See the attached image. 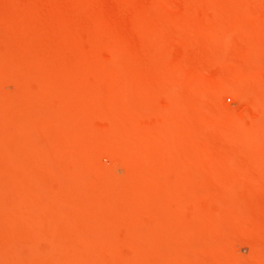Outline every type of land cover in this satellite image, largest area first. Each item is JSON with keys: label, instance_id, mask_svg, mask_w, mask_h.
I'll return each instance as SVG.
<instances>
[{"label": "rangeland", "instance_id": "1", "mask_svg": "<svg viewBox=\"0 0 264 264\" xmlns=\"http://www.w3.org/2000/svg\"><path fill=\"white\" fill-rule=\"evenodd\" d=\"M263 30L264 0H0V264H264Z\"/></svg>", "mask_w": 264, "mask_h": 264}, {"label": "bare ground", "instance_id": "2", "mask_svg": "<svg viewBox=\"0 0 264 264\" xmlns=\"http://www.w3.org/2000/svg\"><path fill=\"white\" fill-rule=\"evenodd\" d=\"M246 9H247V8H246ZM247 10H249V9H247ZM253 11H254V10H253ZM255 11H257V10H255ZM255 11H254V13H255ZM250 14H251V12H250ZM247 16H248V15H247ZM251 16H252V15H251ZM255 17H256V16H255ZM249 18H250V17H249ZM251 18H252V17H251ZM247 19H248V18H247ZM245 20H246V19H245ZM248 20H250V19H248ZM251 20H252V19H251ZM251 20H250V22H251ZM242 21H244V20H242ZM261 27H262V26H261ZM201 29H202V28H201ZM213 29H215V28H213ZM222 29H223V28H221V30H222ZM240 29H241V28H240ZM210 30H211V29H210ZM217 30H218V29H216V31H217ZM219 30H220V29H219ZM224 30H225V29H224ZM248 30H249V29H248ZM196 31H197V30H196ZM222 31H223V30H222ZM222 31H221V33H220V32H219V33L222 34V33H223ZM225 31H226V30H225ZM229 31H231V30H229ZM234 31H235V30H234ZM237 31H238V29H237ZM244 31H245V30H244ZM250 31H251V30H249L248 34L250 33ZM263 31H264V30H263ZM192 32H193V31H192ZM194 32H195V31H194ZM226 32H227L228 34H227ZM226 32H225V33H226L227 37H231V36H232V35L229 36V34H230L231 32L229 33L228 30H227ZM245 32H246V31H245ZM252 32H253V31H252ZM201 33H202V32H201ZM225 33H223L222 36L225 35ZM237 33H238V32H237ZM239 33H240V32H239ZM239 33H238V34H239ZM191 34H192L191 36L193 37V33H191ZM196 34H197V33H196ZM243 34L245 35V33H243ZM246 34H247V33H246ZM248 34H247V35H248ZM209 35H210V34H209ZM233 35H235L234 32H233ZM187 36H188V35H187ZM187 36H186V37H187ZM210 36H211V35H210ZM222 36L220 35L221 38H222ZM239 36H240V35H239ZM248 36H249V35H248ZM256 36H257V35H256ZM259 36H260V35H259ZM186 37L184 36V38H186ZM192 37H191V38H192ZM194 37H195V35H194ZM200 37H201V36H200ZM200 37H198V38H200ZM223 37H224V36H223ZM227 37H226L225 41H228V40H227V39H228ZM236 37H237V35H236ZM249 37H251V34H250ZM189 38H190V36H189ZM196 38H197V37H196ZM196 38H195V39H196ZM201 38H203V37H201ZM201 38H200V39H201ZM210 38H211V37H210ZM210 38H209V39H210ZM238 38H239V37H238ZM258 38H259V37H258ZM258 38H257V39H258ZM223 39H224V38H223ZM249 39H251V38H249ZM254 39H256V38H254ZM261 39H263V38H261ZM201 40H202V39H201ZM182 41H183V40H182ZM188 41H189V40H188ZM198 41H200V40H198ZM203 41H204V40L200 41V42H202V43H197L198 46L201 45V47H203V45H205V42H203ZM209 41H210V40H209ZM213 41H214V40H213ZM213 41H212V42H213ZM221 41H222V40H221ZM221 41H220V42H221ZM225 41H224V43H226ZM247 41H249V40H247ZM251 41H254V40L252 39ZM164 42H166V41H164ZM164 42H163V43H164ZM167 42H168V41H167ZM169 42H170V41H169ZM169 42H168V43H169ZM180 42H181V41H180ZM180 42H179V43H180ZM190 42H191V40H190ZM174 43H175V42H174ZM181 43L183 44L184 41L181 42ZM187 43H188V42H187ZM192 43H194V42H192ZM195 43H196V42H195ZM182 44H181V46H182ZM188 44H189V43H188ZM202 44H203V45H202ZM214 44H215V43H214ZM259 44H260V43H259ZM165 45H166V44H165ZM219 45H220V43H219ZM224 45H225V44H224ZM249 45H250V44H249V42H248V44H247V45H244V47L246 46V47L248 48ZM256 45H257V44H256ZM261 45H262V44H261ZM161 46H163V44H162ZM168 46H169V44H168ZM168 46H166V47H168ZM181 46L179 45V47H181ZM183 46H184V44H183ZM213 46H214V45H213ZM221 46H222V48H223V45H221ZM225 46H226V45H225ZM225 46H224V48H225ZM263 46H264V45H263ZM186 47H187V46H186ZM199 47H200V46H199ZM210 47H211V46H210ZM210 47H209V48H210ZM242 47H243V46H242ZM250 47H252V46L250 45ZM250 47H249V48H250ZM181 48H183V47H181ZM191 48L193 49V46L190 47V50H191ZM197 48H198V47H197ZM212 48H214V47H212ZM217 48H218V47H217ZM222 48H221V49H222ZM224 48H223V49H224ZM252 48H253V47H252ZM252 48H250V49H251V52H253V51L256 50V49H254V48L252 49ZM168 49H169V48H168ZM172 49H173V48H172ZM188 49H189V48H188ZM199 49H200V48H199ZM205 49H207V48L205 47ZM259 49L261 50L260 46H259ZM263 49H264V47H263ZM159 50H160V48H159ZM163 50H166V49H163ZM212 50H213V49H212ZM225 50H226V49H225ZM225 50L223 51V53L226 52V51H228V49H227L226 51H225ZM167 51H170V49L167 50ZM182 51L186 52V50H184V49H183ZM194 51H195V50H194ZM196 51H197V50H196ZM206 51H207V50H206ZM209 51H210V50H209ZM232 51H233V50H232ZM234 51L236 52V49H234ZM243 51H244V54L242 53ZM243 51H242V49H241V54H243L242 59L248 57V56H246V55H248V54H247L248 51H247L246 55H245V50H243ZM257 51H258V50H257ZM170 52H171V51H170ZM203 52H204V51H203ZM210 52H211V51H210ZM235 52H234V53H235ZM255 52H256V51H255ZM255 52H254V53H255ZM260 52H261V51H259L258 53H260ZM263 52H264V51H262V53H263ZM227 53H229V51H228ZM166 54H167V53H166ZM169 54H170V53H169ZM235 54H236V53H235ZM249 54H252V53H249ZM260 54H261V53H260ZM260 54H259V55H260ZM188 55H189V54H187V56H188ZM197 55H199V54H197ZM197 55H196V56H197ZM203 55H204V54H203ZM244 55H245L246 57H244ZM255 55H256V53H255ZM255 55H252V56L249 55V57H253V56H255ZM168 56H169V55H168ZM189 56H190V55H189ZM224 56H226V54H224ZM237 56H238V55H237ZM262 56L264 57V53L262 54ZM165 57H166V56H165ZM230 58H231V57H230ZM256 58H259V57H256ZM254 59H255V57H253V59H251V62H250V58H249V62H250V64H251V63H252V64H255V65L258 64V65L260 66V64L258 63V60H257V63L255 62L256 60H255V61H252V60H254ZM259 59H260V58H259ZM237 60H238V59H237ZM229 62H230V61H229ZM242 62H243V60H242ZM246 62H247V61H246ZM263 62H264V61H263ZM224 63H225V61H224ZM230 63H231V62H230ZM234 63H235V62H234ZM237 63H238V62H237ZM222 64H223V63H222ZM222 64H221V65H222ZM225 64H226V63H225ZM246 64H248V63H246ZM221 65L219 66V68L221 67ZM227 65H228V64H227ZM242 65H243V64H242ZM255 65H252V66L256 67ZM258 65H257V66H258ZM222 66H223V65H222ZM225 66H226V65H224V67H225ZM239 66H240V65H239ZM249 66L252 68L251 65H249ZM217 67H218V66H217ZM224 67H223V68H224ZM246 67H247V66H246ZM250 67H249V68H250ZM221 68H222V67H221ZM257 68H258V67H257ZM229 69H230V68H229ZM243 69H244V68H243ZM255 69H256V68H255ZM219 70H220V69H219ZM237 70H239V69H237ZM244 70H245V69H244ZM257 70H258V69H257ZM259 70H260V69H259ZM263 70H264V67H263V69H262L261 72H263ZM223 72H224V70H223ZM252 72H255V70H253ZM257 72H258V71H257ZM261 72H260V73H261ZM255 73H256V72H255ZM224 74H225V72H224ZM222 75H223V74H222ZM222 75H221V76H222ZM225 75H226V74H225ZM262 75H263V78H264V74H260V76H262ZM214 78H215V77H214ZM219 78H220V77H219ZM263 78H262V79L260 78V80H261V84H262V83L264 84V79H263ZM211 79H212V78H211ZM216 80H217V79H216ZM262 80H263V82H262ZM256 82H257V81H256ZM256 82H255V83H256ZM220 83H221V82H220ZM223 83H224V82H223ZM253 83H254V82H252V84H253ZM257 83H258V82H257ZM252 84H251V85L249 84V86H252ZM259 84H260V83H259ZM263 84H262V85H263ZM220 85H221V84H220ZM220 85H219V86H220ZM223 85H224V84H223ZM262 85H257V84H256L255 86H253L254 88L252 87L253 90H254L255 88L257 89V93H254V94L257 95V96L259 97V98H257V99H259V100H260V98H262V99L264 100V97H263V96H264V95H263L264 86H262ZM206 86H207V85H206ZM190 87H191V86H190ZM192 87H193V86H192ZM192 87H191V88H192ZM209 87H210V86H209ZM220 87H221L222 89H224L222 86H220ZM204 88H205V86H204ZM204 88H203V89H204ZM208 89H210V88H207V90H208ZM222 89H221V90H222ZM225 89H226V90H225ZM225 89H224V91H223V90H222V91H223V92L227 91V88H226V87H225ZM194 90H195V89H194ZM207 90H206V92H207ZM221 90H219V91H221ZM204 91H205V90H204ZM197 92H198V91H197ZM227 92H228V91H227ZM192 93H193V92H192ZM198 93H199V92H198ZM210 93H211L210 96H214V97L216 96V94H215L216 92H214V94H213L212 92H210ZM210 93H208V94H210ZM250 93H251V92H250ZM193 94L195 95V93H193ZM193 94H192V95H193ZM199 94H200V93H199ZM217 94H218V93H217ZM254 94L252 93V94L249 95V96H253ZM190 95H191V94H190ZM197 96H199V95H197ZM208 96H209V95H208ZM210 96H209V97H210ZM206 97H207V96H206ZM214 97H213V98H214ZM255 97H256V96H255ZM196 98H197V97H196ZM200 98H201V97H200ZM249 98H250V97H249ZM251 98L253 99V97H251ZM197 99H198V98H197ZM210 99H211V98H210ZM252 99H250V100H251V101H250V102H251V103H250V106H251V107H252V106L255 107L256 105L260 104V102L262 101V100H261V101H258V102H257V101H256V100H257L256 98H254L253 100H252ZM195 100H196V99H195ZM195 100H194V101H195ZM214 100H216V99H214ZM188 101H189V100H188ZM181 103H182V102H181ZM255 103H256V104H255ZM190 104H191V103H190ZM248 105H249V104H248ZM263 105H264V104H263ZM193 106H194V105H193ZM182 107H183V105H182ZM254 107H252V108H254ZM190 108H191V107H190ZM163 109H165V108H163ZM255 109H256V111L259 110L258 112H260V113L254 115V118H253L254 121H253V123H254V126H256V128L259 126V127H258L259 129H258V130H260V128L263 126V125H262V122L264 121V111H263L264 106H263V109H261L260 106L255 107ZM165 110H166V109H165ZM194 110H195V109H194ZM260 110H261V111H260ZM183 111H184V108H183ZM191 111H192V110H191ZM253 111H254V110H253ZM189 112H190V111H189ZM198 112H199V111H198ZM202 112H204V111H202ZM185 113H188V112L185 111L184 114H185ZM199 113H200V112H199ZM254 113H255V112H254ZM188 114H189V113H188ZM200 114H201V113H200ZM205 114H206V113H205ZM191 115H193V114H191ZM194 115H195V114H194ZM202 115H203V114H202ZM185 116H186V115H185ZM187 116H190V115H187ZM187 116H186V117H187ZM198 116H199V115H198ZM178 117H179V116H178ZM178 117L176 116V118H178ZM193 117H194V116H193ZM203 117H204V115H203ZM203 117H202V118H203ZM194 118H197L196 115H195ZM194 118H193V119H194ZM180 119H181V117H180ZM188 119H189V118H188ZM232 119H233V118H232ZM232 119H231V120H232ZM238 119H240V118H238ZM176 120L180 121L179 119H176ZM184 120H185V119H184ZM235 120H236V119H235ZM235 120H234V121H235ZM189 121H190V119H189ZM194 121H195V119H194ZM234 121H233V123H235ZM240 121H242V120H240ZM182 122H183V121H182ZM185 122H186V120H185ZM185 122H184V123H185ZM190 122H191V121H190ZM236 122H237V120H236ZM188 123H189V122H188ZM191 123H192V122H191ZM191 123H189V124H191ZM193 123H194V122H193ZM196 123H197V122H196ZM231 123H232V121H231ZM237 123H238V122H237ZM237 123H235V124H237ZM243 123H244V122H243ZM189 124H187L186 127H185V125H184V127H185V132H186V130L188 129ZM239 124L242 125L241 122H239ZM239 124H238V125H239ZM245 124H247V123H245ZM260 124H261V126H260ZM181 125H182V124H181ZM196 125H197V124H196ZM240 125H239V126H240ZM250 125H251V123H250ZM191 126H192V125H191ZM191 126H190V128H191ZM230 126H231V125H230ZM247 126H248V125H247ZM247 126L244 125L243 128H244V129H246V128L249 129V127H247ZM254 126H253V127H254ZM182 127H183V126H182ZM184 127L182 128L183 130L181 129V131H183V133H182L183 135H186V136L188 137L187 139H189L190 137L193 136V138H190V140L193 139V141H195V140L197 139L198 136H201V135H197V132H200L199 130L196 132V130H193V129L190 130V129H188V130L191 132L190 135H189L190 137H189L188 134H186V133L184 134ZM233 127H234V126H233ZM245 127H246V128H245ZM250 127H251V126H250ZM193 128H194V126H193ZM228 128H229V127H228ZM237 128H238V127H237ZM212 129H213V128H212ZM244 129H243V130H244ZM248 129H246L247 132H246V130H244V131L246 132V134H248V131H249ZM188 130H187V132H188ZM226 130H227V129H226ZM238 130L240 131V130H242V128H241V129H238ZM251 130L254 131V128H253V129L250 128V131H249L250 134L252 135V138H253V137L256 136V135L253 136ZM256 130H257V129H255V131H256ZM192 131H193V133H194V131H195L196 134L193 135ZM224 131H225V128H224ZM244 131H242V132H243L242 134H245ZM220 132H222V131H220ZM231 132H233V131H231ZM231 132H230V133H231ZM240 132H241V131H240ZM240 132H238V133H240ZM188 133H189V132H188ZM204 133H205V132H204ZM204 133H203V135H204ZM212 133H213V132H212ZM217 133H218V132H217ZM223 133L225 134V132H223ZM223 133H222V134H223ZM178 134H179V133H178ZM191 134H192V135H191ZM200 134H202V132H201ZM205 134H206V133H205ZM207 134H208V133H207ZM218 134H219V133H218ZM220 134H221V133H220ZM255 134H256V133H255ZM183 135H182V136H183ZM216 135H217V134H216ZM194 136H195V137H194ZM211 136H213V135H211ZM235 136H236V135H235ZM183 137H184V136H183ZM246 137L250 139V137H248V136H246ZM257 137H258V136H257ZM194 138H196V139H194ZM221 138H222V137H221ZM221 138H220V139H221ZM224 138H225V136H224ZM229 138H230V137H229ZM233 138H234V137H233ZM237 138H238V136H237ZM243 138H244V137H243ZM258 138H259V137H258ZM187 139H185V140H186V141H189L188 143H190V140H187ZM244 139H245V138H244ZM253 139L255 140V138H253ZM230 140H231V139H230ZM193 141L190 143V145H189V144H186V145H188V146H186V145H184V146H186V148L188 149L190 146L192 147V145H193L192 148H194ZM224 141H225V140H224ZM228 141H229V140H228ZM248 141H249V140H248ZM254 143H255V142H254ZM184 144H185V143H184ZM191 144H192V145H191ZM191 147H190V148H191ZM184 148H185V147H184ZM184 148H183V149H184ZM183 149H182V151H183ZM190 150H191V151H189V153L191 152V155H192V150H193V149H190ZM182 151H180V152H182ZM180 152L178 151V153H180ZM185 152H186V150H185ZM187 153H188V152H187ZM187 153H186V154H187ZM181 154H182V153H181ZM186 154H185V155H186ZM188 155H189V154H188ZM191 155H189V156H191ZM170 156H171V155H170ZM183 156H184V155H183ZM183 156H182V157L180 156L179 159H182ZM189 156H188V157H189ZM192 156H193V155H192ZM214 156H215V155H214ZM171 157H172V156H171ZM177 157H179V156H177ZM184 157L186 158V156H184ZM215 157H217V156H215ZM215 157H214V159H215L216 161H219V160H218L219 158L216 159ZM218 157H219V156H218ZM221 157H222V156H221ZM174 158H175V157H174ZM189 158H190V157H189ZM191 158H192V157H191ZM224 158H225V157H224ZM176 159H177V158H176ZM179 159H178V160H179ZM209 159H210V158H209ZM209 159L207 158L206 161L203 160V161H205V163H203V166H204V164H205V166L208 165L207 161H209ZM214 159H212V160H214ZM226 159H227V158H226ZM184 160H185V159H184ZM189 160H190V159H189ZM193 161H194V160H193ZM210 161H211V160H210ZM216 161H215V162H216ZM225 161H227V160H225ZM180 162H183V161H180ZM188 162H189V161H188ZM188 162L186 161L187 164H188ZM194 162H195V161H194ZM191 163H192V162H191ZM211 163H214V162H211ZM220 163H222V161H221ZM220 163H219V164H220ZM228 163H229V162H228ZM183 164H184V163H183ZM206 164H207V165H206ZM209 164H210V162H209ZM222 164H223V163H222ZM211 165H212V167H214L213 164H211ZM211 165H210V166H211ZM216 165H217V164H216ZM224 165H225V164H224ZM205 166H204V167H205ZM210 166H209V167H210ZM218 166H220V165H218ZM207 168H208V167H207ZM217 168H218V167H217ZM205 169H206V168H205ZM210 169H211V168H210ZM207 170H209V169H207Z\"/></svg>", "mask_w": 264, "mask_h": 264}, {"label": "built area", "instance_id": "3", "mask_svg": "<svg viewBox=\"0 0 264 264\" xmlns=\"http://www.w3.org/2000/svg\"><path fill=\"white\" fill-rule=\"evenodd\" d=\"M229 100H230V98H229Z\"/></svg>", "mask_w": 264, "mask_h": 264}]
</instances>
